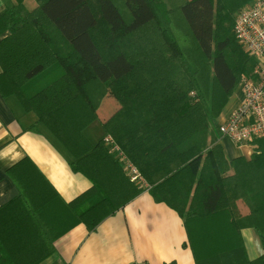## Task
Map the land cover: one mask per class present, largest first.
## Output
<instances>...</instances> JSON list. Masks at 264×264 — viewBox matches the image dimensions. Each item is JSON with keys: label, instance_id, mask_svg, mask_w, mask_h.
Returning <instances> with one entry per match:
<instances>
[{"label": "trees", "instance_id": "trees-1", "mask_svg": "<svg viewBox=\"0 0 264 264\" xmlns=\"http://www.w3.org/2000/svg\"><path fill=\"white\" fill-rule=\"evenodd\" d=\"M5 1L0 92L36 114L92 185L65 202L26 157L17 164L26 172L14 178L19 194L0 210V223L41 232L52 250L60 234L80 223L95 229L142 190L116 153L83 134L110 96L118 108L101 125L154 200L178 212L195 263L264 264V252L247 258L240 234L254 228L264 247V137L249 159L229 161L211 123L256 65L233 31L252 0ZM17 240L0 237V264L45 257Z\"/></svg>", "mask_w": 264, "mask_h": 264}, {"label": "crops", "instance_id": "crops-1", "mask_svg": "<svg viewBox=\"0 0 264 264\" xmlns=\"http://www.w3.org/2000/svg\"><path fill=\"white\" fill-rule=\"evenodd\" d=\"M6 6V1L0 0V14ZM7 34L4 32L0 38ZM236 90L212 120H217V127L241 100L240 82ZM117 108L118 104L112 97H104L97 110L99 118L83 130L91 144L103 141V137L108 135L101 125V119L108 118ZM215 132L229 161L240 156L245 159L251 157L255 141L252 145L237 146L221 136L217 129ZM105 148L110 151L107 145ZM26 157L65 202H70L92 185L88 177L71 169L70 154L51 131L37 121L36 114L26 111L15 95L4 96L0 92V210L19 194L20 187L14 178L16 173L26 172V166H17ZM122 168L126 172L123 164ZM26 179L23 178L24 181ZM36 180L30 176L28 183L37 187ZM136 183L142 190L129 202L105 217L93 230H88L83 223L76 224L52 242V250H49L48 242L42 239L44 235L41 232L16 233L14 227L0 223V237L17 238L20 241L17 243L27 253L44 254L45 257L36 264H131L136 261L144 264H196L178 212L165 202H156L145 179L144 183ZM43 188L50 191L45 186ZM60 209L58 203L53 207V213L56 211L59 216L53 215L54 220L58 219V227L64 225L61 223ZM240 234L248 259L263 254L264 247L254 228H242Z\"/></svg>", "mask_w": 264, "mask_h": 264}, {"label": "built area", "instance_id": "built-area-1", "mask_svg": "<svg viewBox=\"0 0 264 264\" xmlns=\"http://www.w3.org/2000/svg\"><path fill=\"white\" fill-rule=\"evenodd\" d=\"M234 34L247 53L256 60L252 76L240 81L242 98L218 124V133L237 146L252 145L264 137V0H255L235 15ZM108 149L117 154L131 181L144 183L138 168L122 152L110 135L103 137ZM131 264H144L133 262Z\"/></svg>", "mask_w": 264, "mask_h": 264}, {"label": "rangeland", "instance_id": "rangeland-1", "mask_svg": "<svg viewBox=\"0 0 264 264\" xmlns=\"http://www.w3.org/2000/svg\"><path fill=\"white\" fill-rule=\"evenodd\" d=\"M243 48H244V47H243ZM238 90H239V89H237V90L234 92V96H235V94L238 92ZM211 123H212V127H213V128L215 129V131H216V129H217V128H216V127H217V125H216L217 120L212 121ZM96 127H97V129H98V126H96Z\"/></svg>", "mask_w": 264, "mask_h": 264}]
</instances>
